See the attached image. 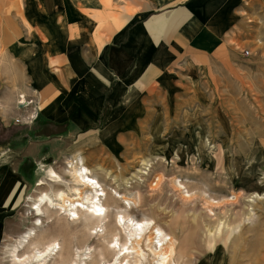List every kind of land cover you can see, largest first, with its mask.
<instances>
[{
  "label": "rangeland",
  "instance_id": "obj_1",
  "mask_svg": "<svg viewBox=\"0 0 264 264\" xmlns=\"http://www.w3.org/2000/svg\"><path fill=\"white\" fill-rule=\"evenodd\" d=\"M6 1L0 0V13ZM10 1L11 10L23 12L29 36H38L43 50L55 46L64 52L86 50L87 26L99 14L142 11L157 2L13 0L16 10ZM239 18L218 52L197 56L156 86L136 90L121 133L57 138L27 163L29 174L22 168L29 182L18 208L3 220L0 264L11 259L4 257L5 248L28 230L33 238L18 247L20 256L54 240L59 254L49 264H83V257L85 264L111 262L107 248L118 211L146 219L149 228L171 236L176 264H264V0L243 4ZM2 82L0 143L12 145L13 133L29 130L32 106L23 103L16 85ZM78 156L103 188L107 217L98 235H88V219L71 222L48 206L42 224L34 227L28 196L58 187L47 181L36 185L45 177L44 168L63 174L67 160ZM72 183L63 182L61 188L68 192ZM255 193L260 198L246 201ZM123 237L120 233L118 240Z\"/></svg>",
  "mask_w": 264,
  "mask_h": 264
},
{
  "label": "crops",
  "instance_id": "obj_2",
  "mask_svg": "<svg viewBox=\"0 0 264 264\" xmlns=\"http://www.w3.org/2000/svg\"><path fill=\"white\" fill-rule=\"evenodd\" d=\"M8 1L0 13V80L16 85L32 115L26 133H13L12 145L0 143V237L4 218L23 200L28 162L57 138L121 133L134 92L218 52L251 0H157L142 11L99 14L87 26L84 52L43 50L40 38L29 36L23 12Z\"/></svg>",
  "mask_w": 264,
  "mask_h": 264
},
{
  "label": "bare ground",
  "instance_id": "obj_3",
  "mask_svg": "<svg viewBox=\"0 0 264 264\" xmlns=\"http://www.w3.org/2000/svg\"><path fill=\"white\" fill-rule=\"evenodd\" d=\"M43 172L45 177H40L36 185L42 186L46 184L44 181H47L58 187L52 192L47 188L28 196L29 209L31 214L35 216L33 226L37 227L42 224L43 207L48 206L52 209L56 208L58 214H63L71 222L78 223L82 220L85 221V218L88 219V221L86 220L88 235H98L100 224L107 217L106 207L101 202L104 192L98 179L92 175V170L85 165L83 158L68 159L63 168V174L56 171L52 166L44 168ZM64 177H69V180ZM63 182H73L69 186L66 184L69 193L65 190L66 188H61ZM259 196L255 193V196H248L246 201H253L254 197ZM120 198L125 203L128 202L124 196L121 195ZM127 208L129 209V207ZM242 214L244 213L242 212ZM245 219H248V216ZM114 221L112 240L108 242L107 248L112 250V260L111 262L98 261L96 264H176L173 260L176 250L175 241L159 227L152 226L149 228L148 220H135L119 211L116 213ZM222 223L221 221L218 225ZM120 233L124 234L122 242L118 240ZM209 233L212 232L209 231ZM31 238H33L31 237V230H28L10 243L9 247L5 248V254H8L4 257H11V259L3 264H49L59 254V244L51 240L42 249L33 247L31 253L23 256L18 255V247L23 243H28ZM76 252L78 251L76 250ZM81 255L83 256V253ZM80 260L84 261L83 264H85L87 257ZM74 264H79V261H75Z\"/></svg>",
  "mask_w": 264,
  "mask_h": 264
},
{
  "label": "trees",
  "instance_id": "obj_4",
  "mask_svg": "<svg viewBox=\"0 0 264 264\" xmlns=\"http://www.w3.org/2000/svg\"><path fill=\"white\" fill-rule=\"evenodd\" d=\"M40 131L41 132L38 131V133H43L45 131V128L44 129L43 128H40Z\"/></svg>",
  "mask_w": 264,
  "mask_h": 264
},
{
  "label": "built area",
  "instance_id": "obj_5",
  "mask_svg": "<svg viewBox=\"0 0 264 264\" xmlns=\"http://www.w3.org/2000/svg\"><path fill=\"white\" fill-rule=\"evenodd\" d=\"M243 53H244V55H246V54L249 53V51L248 50H244Z\"/></svg>",
  "mask_w": 264,
  "mask_h": 264
}]
</instances>
